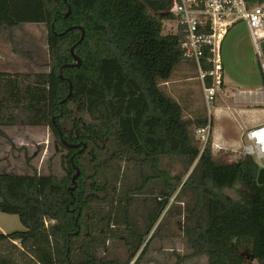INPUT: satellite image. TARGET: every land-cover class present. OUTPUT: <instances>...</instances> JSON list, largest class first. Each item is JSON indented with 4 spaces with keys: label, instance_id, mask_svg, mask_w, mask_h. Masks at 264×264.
<instances>
[{
    "label": "trees",
    "instance_id": "obj_1",
    "mask_svg": "<svg viewBox=\"0 0 264 264\" xmlns=\"http://www.w3.org/2000/svg\"><path fill=\"white\" fill-rule=\"evenodd\" d=\"M171 6L172 0H0V38L15 54L36 56L42 71H0V129H48L66 153L61 175L0 171V212L18 216L24 227L0 233V264H132L137 257L140 264L177 185L178 200L193 199L187 225L209 264H264L260 168L249 156L217 160L212 137L201 149L193 130L209 120L186 118L162 88L189 62L184 37L164 34ZM26 25L47 28L46 51L27 52L29 42L16 33ZM69 122L76 125L69 129ZM103 152L110 157L95 163ZM168 158L190 172L184 183L178 175L171 185L163 171ZM121 161L147 164L153 175L141 170L118 187L121 167L116 176L110 167ZM153 180L165 189L163 200L147 203L140 223L131 216L135 198ZM238 184V200L221 193Z\"/></svg>",
    "mask_w": 264,
    "mask_h": 264
},
{
    "label": "rangeland",
    "instance_id": "obj_2",
    "mask_svg": "<svg viewBox=\"0 0 264 264\" xmlns=\"http://www.w3.org/2000/svg\"><path fill=\"white\" fill-rule=\"evenodd\" d=\"M31 26L32 34L40 36L47 32V28L43 25ZM230 36L232 33H237L238 37L243 40L245 35H249L247 26L245 23H239L230 30ZM165 28L164 34H167ZM237 37V36H236ZM237 37V38H238ZM227 39L224 44L223 51L221 52V59H223V65L225 68L226 76H229L236 80L237 83H247V79L259 78L261 83L264 84V75L261 70L259 59L256 57L254 48L248 47L247 43L243 41L242 46L240 44H232V41ZM45 39H42V44H46ZM239 43V42H238ZM250 44V42H248ZM47 46V45H46ZM246 46V47H245ZM47 49V48H46ZM76 56V55H75ZM248 56V57H247ZM77 57V56H76ZM247 58V59H246ZM253 59L255 63H253ZM78 61H75L77 65ZM3 71V69H0ZM63 70H61L62 72ZM224 73V74H225ZM188 79H192L191 82H182ZM198 74L195 67L188 65L181 66L172 82L175 83V89L172 84H164L162 86L165 93L170 95L174 100L179 102L184 111L185 117L190 119H197L202 113H205V117L209 119L210 113L214 112L210 106L207 105L204 91L200 81L198 80ZM250 82V81H249ZM185 86V88H184ZM220 88V87H219ZM220 96L224 101L222 112L224 116L215 123V134L220 138L221 143L232 141L231 146L218 145L217 148L214 146L213 141V154L215 158L222 162L233 163L237 162L240 158L245 157L244 146L246 144L245 133L238 131L233 121V118L237 119L234 112L230 110L226 97L227 94L223 90H220ZM223 96L225 98H223ZM75 110V107H72ZM229 109V110H227ZM234 109V108H232ZM245 112H249L251 109H243ZM248 117V115H246ZM202 117V116H201ZM233 117V118H232ZM239 118V117H238ZM69 129H72L76 124L69 122ZM194 131L195 140L199 143L200 148L204 149V143L199 139L197 130ZM3 132V134L1 133ZM2 135V136H1ZM12 146L15 147L12 150ZM79 149V152L81 151ZM77 149V150H78ZM66 156L65 152H61L57 142L55 141L52 133L45 128L40 127H14L0 129V171L13 174H26L32 173V170H36L38 174H62V158ZM29 159V164L26 161ZM110 157V152H103L97 158L95 163H99L101 159ZM92 156H86V162L90 169L91 174L94 173V164L91 162ZM163 171L170 177L171 185H177L178 182L173 179L178 175L182 176L183 183L187 180L190 172L185 173L183 167L176 159H165ZM121 167V175L118 180H115L113 184H117L120 187L121 183H125L127 180H136L134 174L142 172L147 175H153L150 171L149 165L140 166L139 164L133 167L131 163L124 161L113 164L110 167L114 169V175L116 176L118 168ZM142 168V169H141ZM142 179L136 181V185L139 186L142 183ZM151 187L145 188L140 192H137L135 198L134 211L132 213V219L141 221L146 217L144 209L147 205L152 204L155 199L162 201L163 197V186L153 180ZM177 189L172 194L167 207L155 226L156 230L159 226L162 230L158 233V236L149 244V250L144 259L140 264H209V257L205 250H202L197 239L193 237L190 232L191 229L187 225V207L193 203V199L184 198L178 200V194L181 190L182 185H177ZM243 187L236 185L231 190H223L221 193L227 197L238 200V191H241ZM149 203V204H147ZM153 205V204H152ZM0 218L7 221L5 227L7 232L23 231L20 219L15 215H7L0 212ZM146 236V242L149 241L151 235ZM100 257H104V251L99 252Z\"/></svg>",
    "mask_w": 264,
    "mask_h": 264
},
{
    "label": "built area",
    "instance_id": "obj_3",
    "mask_svg": "<svg viewBox=\"0 0 264 264\" xmlns=\"http://www.w3.org/2000/svg\"><path fill=\"white\" fill-rule=\"evenodd\" d=\"M172 19L164 21L167 34L184 37L181 48L184 58L194 64L203 83L205 100L211 108L215 105L217 89L222 78L221 46L231 28L245 23L253 39L257 57L264 73V3L256 0H172ZM204 65H212L205 70ZM212 85H206L207 79ZM199 139L206 146L210 134V122L197 130ZM245 156L252 157L260 170H264V125H258L245 133Z\"/></svg>",
    "mask_w": 264,
    "mask_h": 264
},
{
    "label": "crops",
    "instance_id": "obj_4",
    "mask_svg": "<svg viewBox=\"0 0 264 264\" xmlns=\"http://www.w3.org/2000/svg\"><path fill=\"white\" fill-rule=\"evenodd\" d=\"M31 26L33 25H26L22 27L21 29H19L16 32L18 37L21 40L24 39L25 41L29 42L28 44L29 50L27 51L28 53L29 52L37 53L40 50L46 51L47 43L43 45L41 40L45 39L46 41L47 32L45 34L43 33V35L41 34L40 36L36 34H32V32L30 31ZM39 27L41 26L39 25ZM230 30L226 34L222 42L221 52L223 51L224 44L226 43L227 39L230 36V32H231ZM247 31L249 35H245L244 37H242L244 38L243 40H241V38L238 37L237 33H232L233 35L229 38L228 42H230L231 40L232 44L241 43L240 44L241 46H242L243 41L246 42L248 47L246 46L245 47L248 48V50L251 47L252 49L254 48V52L257 57L256 48L254 46V42H253V39L251 38L248 27H247ZM248 42H250V44ZM35 57L36 56L34 55L26 54V53L21 54V55L15 54L11 46L6 42L5 38L3 37L0 38V69H3V71H6L8 73H22V72L39 73V72H42L41 70L37 69L34 65L33 59L35 60ZM221 62L223 63V59H221ZM253 63H255L254 59H253ZM188 64L192 67H195L194 64H192L191 62L184 63L183 65H188ZM178 69L176 70L174 76L176 75ZM224 73H225V68H224V65L222 64L223 84L220 85V88L217 89L218 92H217V96L215 100V105L213 108H211L214 110V112L210 113L209 115L210 118L208 119L211 124L210 137H212V141H214V146L216 148L218 145L231 146V143H232V141H230V144L229 142H225L224 144L221 143L220 138L222 137H218L217 134H215V128H216L215 123L218 122V120H220L222 116H224L221 110L223 109L224 101L222 100V97L220 96L219 89L223 90L224 93L228 95L226 99L228 100L227 104L229 107H226V108H230V110L233 111L234 114L239 117V118L236 117L237 119L232 117L235 120L233 122L238 131H240L241 133L242 131L247 132L248 130H250L251 128L255 126L264 125V84L260 82L261 81L260 77L259 78L256 77L250 80L247 79L246 80L248 81L247 83H237L236 80H234L233 78L229 76H226V73L225 74ZM174 76L172 77V79L174 78ZM172 79L168 83L174 85L175 83L172 82ZM183 80L184 79L181 80V83L192 81V79H189V78L188 79L186 78L185 81ZM198 80L200 81L202 88H203L202 81L199 78ZM168 83H165V84H168ZM175 87L176 86L174 85L173 89H175ZM223 98L225 97L223 96ZM243 109H251V110L247 113ZM246 115H248V117ZM200 116L205 117V113L203 112L202 115ZM6 225H7V221H4L0 218V233H3V234L10 233L6 231L5 229Z\"/></svg>",
    "mask_w": 264,
    "mask_h": 264
},
{
    "label": "water",
    "instance_id": "obj_5",
    "mask_svg": "<svg viewBox=\"0 0 264 264\" xmlns=\"http://www.w3.org/2000/svg\"><path fill=\"white\" fill-rule=\"evenodd\" d=\"M261 48H262V52H263V55H264V42L262 43L261 45ZM77 59V58H76ZM223 84V78L220 79V85ZM72 90V88H71ZM73 148H77L78 146H72ZM77 172L79 173V171L77 170ZM78 175H76L74 178H73V182L75 183L76 179H77ZM258 184L259 185H264V170H260V173H259V176H258ZM139 256V255H138ZM138 258V257H137ZM137 258L134 260V262L132 264H135Z\"/></svg>",
    "mask_w": 264,
    "mask_h": 264
}]
</instances>
